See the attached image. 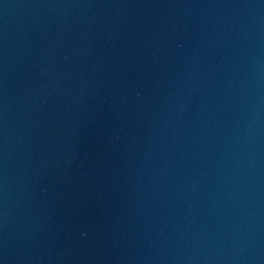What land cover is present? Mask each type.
<instances>
[{
	"label": "water",
	"instance_id": "95a60500",
	"mask_svg": "<svg viewBox=\"0 0 264 264\" xmlns=\"http://www.w3.org/2000/svg\"><path fill=\"white\" fill-rule=\"evenodd\" d=\"M120 0H0V167L68 64Z\"/></svg>",
	"mask_w": 264,
	"mask_h": 264
}]
</instances>
